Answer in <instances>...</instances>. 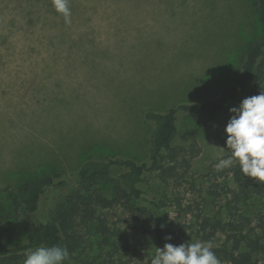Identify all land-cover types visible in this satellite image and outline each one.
I'll return each mask as SVG.
<instances>
[{
  "label": "rangeland",
  "instance_id": "374dc122",
  "mask_svg": "<svg viewBox=\"0 0 264 264\" xmlns=\"http://www.w3.org/2000/svg\"><path fill=\"white\" fill-rule=\"evenodd\" d=\"M255 1L69 0L71 24H65L52 0H0V198L24 179L54 171L68 185L47 191L40 220L74 191L103 195L96 217L75 229L82 236L75 254L97 256L100 264H151L166 243L220 246L221 233L203 240L191 232L188 225L197 229L202 218L179 214L176 197L213 219L231 195L222 188H238L232 174L215 169L232 155L226 127L233 104L217 116L215 129L205 116L179 115L172 146L199 152L179 184L165 181L164 170L148 172L149 199L113 202L112 179L87 190L75 174L88 159L145 161L152 130L146 111L209 100L232 84L264 34ZM257 203L245 199L248 207ZM36 224L21 211L0 227V247L23 244Z\"/></svg>",
  "mask_w": 264,
  "mask_h": 264
},
{
  "label": "trees",
  "instance_id": "16d2710c",
  "mask_svg": "<svg viewBox=\"0 0 264 264\" xmlns=\"http://www.w3.org/2000/svg\"><path fill=\"white\" fill-rule=\"evenodd\" d=\"M255 5L264 25V0H256ZM262 90H264V34L247 50L235 81L225 87L218 96L201 102H181L167 111L145 112V119L152 123L145 161H138L133 157L85 160L75 174L78 177V184L81 189L90 190L98 181L112 179V201L130 206L132 199L141 201L149 197L147 196L149 186L147 189L144 187L148 172L164 170L162 178L165 181L173 179L177 184L181 183L186 180L191 160L198 154L199 148L172 146V140L179 129V115L205 116L210 120L211 128L215 129L217 116L229 104L239 107L243 99L259 95ZM115 171H120L116 178L113 177ZM223 171L232 174L238 188H222L227 196L231 195L223 205V210L215 218L204 214L199 206L198 210H194L192 205H184L179 197H176L178 213L202 218L197 229H194L191 223L188 225L191 232L201 239L210 240L219 233L224 236L223 243L212 248L221 262L259 264L264 260V183L246 181L238 160ZM67 185L68 180L64 173L54 171L34 179H24L14 190L2 191L6 198H0V227L8 226L17 220L21 211L34 217L37 224L23 244L0 247V264H24L31 251L38 247L53 245L67 247L71 257L70 264H100L97 256L85 258L81 254H75L82 244V236L76 234L75 229L77 225L87 226L96 217V205L102 202L103 195L96 196L92 192L84 193L77 190L67 196L65 202L60 201L51 210L47 221L40 220L37 216L47 191ZM246 197L255 203L257 200L258 206L256 207V204L255 208L246 206ZM141 216L142 213L138 218ZM101 228L104 229L100 226L99 229ZM165 230L164 227H159L161 234H164ZM179 232L182 234L181 229ZM132 238L135 239L134 236ZM109 240L111 239L108 237L103 238V242ZM139 242L134 240V244ZM115 246L118 248L116 244Z\"/></svg>",
  "mask_w": 264,
  "mask_h": 264
},
{
  "label": "clouds",
  "instance_id": "9594fccd",
  "mask_svg": "<svg viewBox=\"0 0 264 264\" xmlns=\"http://www.w3.org/2000/svg\"><path fill=\"white\" fill-rule=\"evenodd\" d=\"M55 10L62 14L65 24H71L72 12L69 0H52ZM233 113L226 127L227 146L231 157L220 159L215 165L217 172L229 168L238 160L243 175L264 183V90L259 95L242 100L239 107L230 109ZM171 240L172 237H166ZM210 242H194L174 246L166 243L157 248L151 264H221L212 250ZM67 247L53 245L38 247L31 251L24 264H70Z\"/></svg>",
  "mask_w": 264,
  "mask_h": 264
}]
</instances>
